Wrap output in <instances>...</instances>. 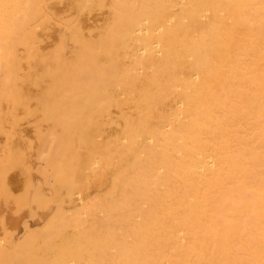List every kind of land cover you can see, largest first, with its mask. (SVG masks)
Listing matches in <instances>:
<instances>
[{
	"label": "bare ground",
	"instance_id": "obj_1",
	"mask_svg": "<svg viewBox=\"0 0 264 264\" xmlns=\"http://www.w3.org/2000/svg\"><path fill=\"white\" fill-rule=\"evenodd\" d=\"M2 198L0 264H264V0H0Z\"/></svg>",
	"mask_w": 264,
	"mask_h": 264
},
{
	"label": "rangeland",
	"instance_id": "obj_2",
	"mask_svg": "<svg viewBox=\"0 0 264 264\" xmlns=\"http://www.w3.org/2000/svg\"><path fill=\"white\" fill-rule=\"evenodd\" d=\"M92 8H93V7L89 6V7H88V10H86V11H88V12H85V14L88 16V18H91V16H92V18L95 17V16H97V17L99 18V16H100V20L103 22V21H104V18H103V17L108 13L107 9H106V8H105V9H104V8H96V9H98V10H100V11H97V10L95 11V9L93 8V10H92ZM102 9H104V10H102ZM102 11H103L104 13H103ZM93 12H94V13H93ZM90 13H91V15H90ZM88 14H89L90 16H89ZM92 14H93V15H92ZM58 15H59V14H57V15L55 16V18H56ZM60 15H61V14H60ZM60 15L57 17V19H60V18H59V17H61ZM97 17H96V18H97ZM54 20H55V19H54ZM51 22H53V23H52V26H53V25L55 24V22H54L53 20H52ZM102 22H101V23H102ZM55 26H56V25H55ZM45 31L47 32V30H45ZM47 33H49V32H47ZM47 35H49V34H47ZM49 37H50V36L46 37L45 40H47V38H49ZM46 42H49V41H46ZM67 42L69 43L70 46L73 45V44H71V43L73 42L72 40H70V41L68 40ZM49 43H50V42H49ZM49 43H48V44H49ZM51 48H52V47H51ZM47 50H48V49H47ZM66 51L69 52V49L66 50ZM69 53H70V52H69ZM32 106L34 107V105H32ZM26 118H27V117H26ZM24 120H26V121H23V124H22L23 126H22V127L25 126V127H26V128L24 127L25 129H29V128H31V129H29L31 132L28 133L29 135H27V137L30 139V143H29V141H28V143L31 144V143H33V141H34V145H31V146H32V147H30L31 150H29L30 153H31L32 151L35 150L36 145H37V144H35V143L37 142V136H36L35 131H33V130H34V126H33V123L31 122V121L34 122L35 118H34V116H32V117L29 116L27 119H24ZM27 121H28V122H27ZM29 121H30V122H29ZM21 123H22V121H21ZM28 123H32V125H31V124H30V125H27ZM106 125H107V124H106ZM106 125H104V126H106ZM27 126H28L29 128H28ZM107 126H108V127H107ZM107 126H106V128H108V130L111 129L110 127H112V125H111L110 127H109V125H107ZM32 128H33V129H32ZM28 138H26V140H27ZM31 140H33V141H31ZM33 146H34L35 148H34ZM32 148H33L34 150H33ZM30 153H28V154H29V155H28V156H29V161H30V162H28V164L30 163L29 165H31V166L33 167V169H32L31 166H30V168L32 169V171L34 170L33 172H31V169H30V175H31V176H34V177H38L39 174L37 173V170H36V169H37L36 167H38V166H36V165L39 164V161H38V159L36 160L35 156H33V153H31L32 155H31ZM30 155H31V157H30ZM32 156H33V157H32ZM32 161H33V162H32ZM34 161H35V162H34ZM36 163H37V164H36ZM34 165H35V166H34ZM34 168H35V169H34ZM17 169H18V170H17ZM9 171H11V170H9ZM12 171H13V176L11 175V174H12ZM12 171H11V172H8V176H9L8 179H10V178L13 177L14 180L11 181L12 179H10L9 182H8L7 184H8V187H9V188L12 190V192H13V193L11 192L12 195H13L14 197H16V194H17V196H18V192H19V194H21V193L24 191V189H25V181H24V180H25L26 176H24L25 174L22 173V169H21V168H15V169H12ZM20 171H21V172H20ZM34 172H36V173H34ZM9 173H10V174H9ZM14 173H15V175H14ZM19 173H21V174L19 175ZM16 174H17V175H16ZM32 174H34V175H32ZM18 175H19V176H18ZM85 175H87V174L85 173ZM14 176H16L15 178H17V179H15ZM20 176H22V177H20ZM21 179H22V181H20ZM23 181H24V183H23ZM17 182H18V184H17ZM15 184H16V185H15ZM11 185H12V186H11ZM13 185L15 186L14 189H13V187H14ZM17 185H18V186H17ZM20 185H21V186H20ZM22 186H23V188H22ZM17 187H18V188H17ZM19 187H20V188H19ZM16 188H17V189H16ZM20 189H21V190H20ZM19 190H20L21 192H20ZM79 196H80V195H79ZM79 196H78V197H79ZM78 197H76V200L79 199V198H81V197H79V198H78ZM0 200H1V202H2L3 200L5 201V203H4V201H3L2 203L0 202V205H1V206H2V204H3L4 207H9V206H10V209L13 210V211H11V212L8 213V215H9L8 218H9V219H13L15 215L17 216V215L19 214V213L15 214L16 212H15V209H14V203H13V202H12V203H13V204H12V203L10 202V200H7V199L5 200V198H4V199L2 198V199H0ZM73 202H74V200H73ZM66 203H67V204H65V205H67V206L70 204V202H66ZM35 209H36V210H35L36 213L41 211V209H38V208H35ZM22 213H25V211H22ZM10 216H11V217H10ZM27 219H28V220H27ZM27 219H26V221L28 222V224H34L33 222H34V220L36 219V217H34V216H30V217H27ZM19 226H20V225H19ZM19 226H18V228H20V229H16L15 231H11V232H13L15 235H16V233H18V234L21 235V232H20V231H23V228H21L22 226H20V227H19ZM35 227H36V226H35ZM18 234H17V235H18Z\"/></svg>",
	"mask_w": 264,
	"mask_h": 264
}]
</instances>
